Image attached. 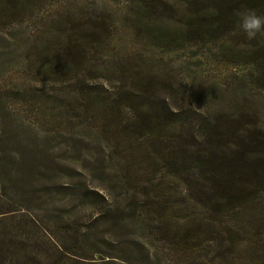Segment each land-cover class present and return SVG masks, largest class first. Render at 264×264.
<instances>
[{
	"label": "rangeland",
	"instance_id": "obj_1",
	"mask_svg": "<svg viewBox=\"0 0 264 264\" xmlns=\"http://www.w3.org/2000/svg\"><path fill=\"white\" fill-rule=\"evenodd\" d=\"M8 6L0 11V264H251L244 249L232 250L219 210L166 174L157 161L164 144L116 129L126 110L90 105L93 95L108 106L118 87L157 102L174 89L213 112L263 110L246 63L248 27L243 38L190 41L197 8L183 0ZM93 23L105 41L94 60L102 72L63 65L61 37Z\"/></svg>",
	"mask_w": 264,
	"mask_h": 264
},
{
	"label": "trees",
	"instance_id": "obj_2",
	"mask_svg": "<svg viewBox=\"0 0 264 264\" xmlns=\"http://www.w3.org/2000/svg\"><path fill=\"white\" fill-rule=\"evenodd\" d=\"M21 2L2 0L0 11L8 12V4ZM183 3L197 8L194 20L186 25L185 38L190 41H217L229 34L243 38L248 27L254 47L246 63L256 76L251 82L264 98V0ZM101 25L104 28L105 24ZM99 28L93 23L91 28L61 37L63 65L79 62L81 70L102 72L94 61L105 42ZM171 92L168 99L157 102L144 90L134 97L117 87L118 97L108 106L95 103L93 95L90 105L105 106L107 111L116 106L129 112L128 120L115 125L116 129L144 138V144H164V153L157 161L169 178L178 181L191 199L209 205L211 212L219 210V222L228 228L233 251L244 249L251 264H264V108L252 114L244 107L213 112L177 98L174 89ZM109 122L113 124L109 120V126Z\"/></svg>",
	"mask_w": 264,
	"mask_h": 264
}]
</instances>
